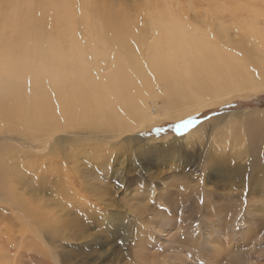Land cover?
<instances>
[{
    "label": "bare ground",
    "instance_id": "6f19581e",
    "mask_svg": "<svg viewBox=\"0 0 264 264\" xmlns=\"http://www.w3.org/2000/svg\"><path fill=\"white\" fill-rule=\"evenodd\" d=\"M124 4L96 0H0V204L8 199L9 188L21 184L26 190L24 182L30 175L23 176L19 168L43 171L47 167H64L62 174L48 170L43 176L60 180L61 194L70 199L71 195L65 192L75 181L77 168L72 173L67 170L74 157L66 151L65 144L80 135L92 137L88 147L97 150L92 154L94 158L103 165L106 161L102 159L118 161L121 157L102 154L105 140H114L109 146L117 151V139L121 140L122 134L141 130L153 121L149 99L165 97L169 104L167 115L176 118L182 114L174 110L192 108L187 111L189 114L214 106L228 92L264 85V20L259 21L262 12H252L249 21L242 17V27L233 29L232 34V28L222 22L202 19L204 25L194 24L186 12L180 16L171 6L159 12L136 9L134 15L126 7L128 3ZM241 113L215 120L217 126L225 127L233 121L222 142L248 136L242 137L238 127H233L237 116L244 117L247 131L253 127L251 123L258 122L254 114ZM199 133H203L202 126L184 138ZM212 157L207 166L215 165L219 175L232 178L235 168H222L216 165L219 159ZM246 165L248 171L251 165ZM44 177L37 174L28 180L40 188ZM243 183L247 191L244 195L235 194L237 201L206 203L209 215L223 211L229 221L240 219L247 223L252 215L250 209L256 206H249L247 200L254 202L252 195L256 193L264 195V175H250ZM23 197L19 194L16 203L21 202V240H29V248L30 243L34 247L37 244V249L49 247L43 235L51 243L72 239V232L59 228L54 221L53 209V213L43 211L50 203L46 201L38 208L42 200L34 195ZM188 197L195 201V191L181 199L180 210H186ZM35 200L39 202L34 203ZM200 209L196 205L193 211ZM0 210V231H8L6 208L2 206ZM255 219L262 221L257 216ZM84 232H79V239L88 236ZM147 238L141 240L140 247ZM51 252L58 261L57 252ZM141 254L139 257L145 255Z\"/></svg>",
    "mask_w": 264,
    "mask_h": 264
},
{
    "label": "rangeland",
    "instance_id": "374dc122",
    "mask_svg": "<svg viewBox=\"0 0 264 264\" xmlns=\"http://www.w3.org/2000/svg\"><path fill=\"white\" fill-rule=\"evenodd\" d=\"M96 1L119 2L122 5L126 2L124 6L128 3L129 7H126L131 8L134 15L137 13L136 9L147 12L148 8L149 11L159 12L171 6L170 9L177 13L179 11L180 16L186 12L194 24H203L202 19L207 22L215 21L216 24L222 22L232 28V34L235 33L236 27H242L239 26L242 17L249 21L253 18L254 11L262 12L259 21L264 20V0H146V4L144 0ZM135 4L137 6L134 7ZM220 17L221 20H218ZM142 25H145L144 22ZM255 88L228 92L220 96L214 106L189 114L187 111L192 108L181 112L174 110V113L182 114L176 118L167 115L169 104L165 97L149 99L150 112L155 116L153 121L141 130L122 134L121 140L117 139V151L115 147L109 146L114 140H105L106 146L102 154L122 158L116 162H110L107 160L109 158H106L102 159L106 161L103 165L92 156L97 151L88 147L93 142L92 137L85 138L80 135L72 138L70 143L65 144L66 151L74 157V160L68 163L67 170L72 173L77 168V175L73 174L75 181L65 192L71 195L70 199L61 194L63 184L60 180L50 175L43 176L48 170L62 174L65 172L64 167H47L40 171L37 164L38 171L35 168L32 171L19 168L23 176L30 175L24 182V187L32 194L26 192L20 184L17 188L13 187L15 190L9 188L8 199L0 204V208H6L4 214L7 215L8 229L0 231V262L264 264V195L256 193V196L252 195L254 198L250 197L254 202L247 200L249 206H253V203L256 206L250 209L251 220L245 224L240 219L229 221L227 213L223 211H215L209 215L204 207L209 202L220 204L232 199L237 201L233 196L246 193L247 187L243 182L250 179V175H264V85ZM157 90H160V87ZM243 111L254 114L258 122L251 123L253 127L247 131L244 117L237 116L238 121L233 127H238L242 137L248 136L238 141L222 142L225 137L223 134L226 135L228 128H232L233 121L225 127L223 124L217 126L215 120L220 116L229 118V114H242ZM236 124L239 126H234ZM198 126H202V136L199 133L190 139L184 138L185 135L190 136ZM130 134L133 137H129ZM213 155L219 159L216 165L230 171L235 168L232 178L226 174L224 177L219 175L215 165L207 166ZM59 160L65 162L63 158ZM22 162L26 163L25 160ZM40 162H43L42 159ZM247 162L251 165L248 171ZM37 174L38 177H44V185L40 188L28 180ZM191 191H195V201L194 198L188 197L186 210H180L179 202ZM19 194L24 196L23 199L30 196L34 198V195L42 200L38 208L43 207L46 201L50 203L43 211H54L52 216L55 220L51 218L58 222L59 228L71 231L72 239L67 241L68 243H51L47 236L43 235L42 239L48 242L49 247L37 249V244L34 247L30 243L29 248V240H21V202L16 203ZM196 205L201 206L200 211H193ZM1 210L0 216L3 214ZM256 216L262 221L256 220ZM83 231L88 236L79 239L77 235ZM144 238H147L146 243L149 246L144 243L141 244L144 246L140 247ZM47 251L48 258L44 255ZM51 251L57 252L58 261L54 260ZM140 254L144 257L143 262Z\"/></svg>",
    "mask_w": 264,
    "mask_h": 264
},
{
    "label": "snow or ice",
    "instance_id": "6c2138e0",
    "mask_svg": "<svg viewBox=\"0 0 264 264\" xmlns=\"http://www.w3.org/2000/svg\"><path fill=\"white\" fill-rule=\"evenodd\" d=\"M182 126H186V125H182Z\"/></svg>",
    "mask_w": 264,
    "mask_h": 264
}]
</instances>
